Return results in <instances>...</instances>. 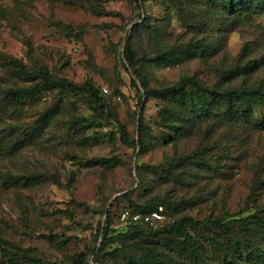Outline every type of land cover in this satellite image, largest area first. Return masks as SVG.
<instances>
[{"label":"rangeland","instance_id":"obj_1","mask_svg":"<svg viewBox=\"0 0 264 264\" xmlns=\"http://www.w3.org/2000/svg\"><path fill=\"white\" fill-rule=\"evenodd\" d=\"M182 6L148 0L139 19L128 0H0V128L30 132L47 118L34 142L21 138L10 155L0 154V247L3 239L14 243L31 264H98L89 254L99 246L95 229L110 210V228L123 231L119 213L129 199L184 202L165 210L170 223L182 215L204 219L264 211V129L224 122L206 131L203 124L191 136L165 142L171 134L158 123L161 102L146 100L140 80L132 81L125 38L133 23L146 21L132 46L147 86L164 87L187 76L221 88L264 86V15L233 21L210 9ZM68 26L81 29L67 33ZM193 44L208 50H191ZM178 46L187 48L174 62L147 61ZM248 59L254 68L245 74L240 67ZM10 60L32 73L47 69L103 88L111 118L93 110L84 91L53 88L5 102L3 89L34 82L18 77ZM254 113L262 119L264 105ZM122 133L129 141L146 140L147 150L125 145ZM203 149L205 157H218L210 159V168H169ZM103 158L106 163L96 162ZM33 173L48 178L1 185L8 175Z\"/></svg>","mask_w":264,"mask_h":264},{"label":"trees","instance_id":"obj_2","mask_svg":"<svg viewBox=\"0 0 264 264\" xmlns=\"http://www.w3.org/2000/svg\"><path fill=\"white\" fill-rule=\"evenodd\" d=\"M147 1L128 0L139 11V19L142 18V10L145 11L144 4ZM169 2L180 7L186 3L188 6L210 9L216 17H229L233 21L252 14L264 15V0H169ZM146 26V21L131 25L126 34L123 56L131 69L132 81L135 83L136 80H140L141 82L144 92L142 97L146 100L158 99L161 102L157 112L158 123L161 128L167 129L171 134L165 142H174L191 136L203 124H206V131L224 122L240 123L253 130L264 129V117L260 119L254 113V108L264 105L263 85L221 88L216 83L208 85L195 76H187L172 85L147 86L132 46L133 39L140 35ZM80 29L78 26H68L65 31L71 33L78 32ZM188 47L200 53L208 50L205 44H193ZM186 48L178 46L159 52L156 58H150L147 61L158 64L174 62L180 58ZM244 54L246 56L249 54L245 48L242 49V55ZM10 64L16 69L15 74L18 77L34 82L28 86L3 89L1 98L5 102L19 103L23 99L53 88L73 92L84 91L88 94L89 106L111 118L112 115L107 110L109 100L103 88L96 87L90 82L73 83L65 77L49 73L47 69H39L37 73H32L17 60H10ZM253 68L254 61L248 59L240 70L242 69V72L246 74ZM34 74H38L40 78L38 81H35ZM46 121L47 118L43 115L38 119V125L34 126L30 132L20 130L17 134L16 131L19 128H0V154L10 155L21 138H27L28 144L34 142L42 132ZM14 135L16 138L13 137ZM120 139L125 145L134 149L138 148L140 152L147 150V141L141 137L129 141L127 135L122 133ZM114 146L116 149L119 148L116 139H114ZM205 149L172 161L169 168L177 169L183 165L210 168V159L214 157H205ZM217 161L218 157H215L213 162ZM96 162L106 163L107 160L103 158ZM137 171L139 173V167ZM47 178V175L38 173L26 176L8 175L1 181V185L4 187L33 185ZM142 182L140 181L135 189H139ZM183 203L163 199L138 203L129 199L128 207L119 213V220L124 224V230L117 232H113L110 228L111 212L107 210L104 212V220L98 223L93 235L94 241L99 240V246L89 251V254L93 255L92 260L98 264H264V211L256 210L235 216L204 219L182 215L171 223L166 221L165 210L171 207L176 208ZM160 208L163 219L157 223L156 227L144 221L145 216L153 211H159ZM1 245L0 264H31L19 246L4 239ZM109 259L112 260L111 263Z\"/></svg>","mask_w":264,"mask_h":264},{"label":"built area","instance_id":"obj_3","mask_svg":"<svg viewBox=\"0 0 264 264\" xmlns=\"http://www.w3.org/2000/svg\"><path fill=\"white\" fill-rule=\"evenodd\" d=\"M160 211L161 208L159 211H153L150 215L144 217V221L148 222L153 227H156L157 223L163 219V215Z\"/></svg>","mask_w":264,"mask_h":264}]
</instances>
